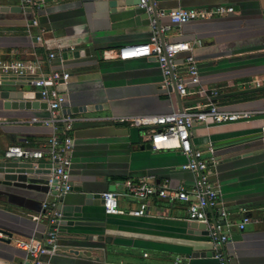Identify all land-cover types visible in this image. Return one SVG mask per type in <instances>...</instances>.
Masks as SVG:
<instances>
[{
    "label": "crops",
    "instance_id": "0c3cea01",
    "mask_svg": "<svg viewBox=\"0 0 264 264\" xmlns=\"http://www.w3.org/2000/svg\"><path fill=\"white\" fill-rule=\"evenodd\" d=\"M31 1L32 5L23 0H0V54L10 59L43 61L46 54L53 53L44 70L68 74L66 83L58 85L57 90L65 96L62 113L73 118L68 172L72 189L59 205L65 210L61 212L66 222L94 224L58 227V252L43 256L42 262L172 264L174 257L182 256L188 264H216L207 235L186 220L182 202L169 204L149 198L141 217L129 215L139 206V201L130 197H117L118 209L124 213L119 216L104 215L100 205H83V194H121L123 190L116 184L123 181L144 179L157 187L166 183L169 188H189L192 183V175L179 169L185 158L178 151H151L146 147L144 128L115 121L124 116L179 112L204 100L202 96L177 99L173 90L169 94L163 90L152 57L123 61L115 57L123 46L148 42L149 18L138 8V0ZM117 2L123 4L111 6ZM152 2L156 12L163 13L233 8L232 13L221 17L191 20L179 27L170 25L161 39L188 43L189 52L176 58V72L183 73L182 58L190 54L200 84L214 90L211 100L219 110L259 113L247 126L195 124L190 140L202 151L208 181L218 190L227 212L225 224H231L221 230L227 237L222 248L230 264H264V223L247 224L241 231L234 226L244 211L253 220L264 213V143L256 140L222 149L211 146L220 140L259 134L264 125V0ZM26 8L30 12L22 11ZM157 22L159 26L169 25L166 15L158 17ZM251 81H258L259 86ZM19 83L0 85V160H6L3 152L8 146L44 150L51 134L48 127L25 123L29 118H47V108H10L16 93L36 91L24 81ZM88 106L95 109L78 110ZM208 147L212 154L207 153ZM257 150L262 151L254 153ZM24 162L50 163L45 156ZM45 199L50 196L0 183V230L5 233H0V264H26L25 252L17 244L40 239L44 234L46 224L40 204Z\"/></svg>",
    "mask_w": 264,
    "mask_h": 264
},
{
    "label": "built area",
    "instance_id": "2783aa9c",
    "mask_svg": "<svg viewBox=\"0 0 264 264\" xmlns=\"http://www.w3.org/2000/svg\"><path fill=\"white\" fill-rule=\"evenodd\" d=\"M25 4L32 5L31 0H23ZM138 8L148 16L150 37L148 42L140 45H127L119 48L116 52L118 60L136 58H154L161 74L160 87L168 94L172 87L179 98L202 96L203 102H195L186 106L179 112H171L163 115H141L130 117H118L117 123L127 124L135 128L146 130L145 140L147 148L151 151L174 150L178 151L185 162L180 165L181 171L192 175V183L189 188L177 185L169 188L166 183L157 187L147 183L144 179L137 182L123 181L116 184L121 187V194L116 192L100 193V207L106 216H119L124 213L118 209L117 197L125 196L139 201L137 210L129 212L130 216L141 217L146 210V201L156 197L171 204L179 201L185 204V217L189 222L202 223L205 225L207 238L212 246L211 256L216 264H230L229 258L223 251V244L227 237L221 233L225 224L227 212L219 200V192L208 181L207 165L202 157V151L195 149L191 144V129L195 124L210 123L225 125L241 123L249 125L259 113L252 110L222 111L212 102L215 95L213 89H206L200 84L195 61L190 54L182 58L183 73L178 74L176 55L188 53L190 46L185 42H165L161 35L169 30V26L179 27L191 20H206L211 17H221L233 11L231 6H215L212 8L176 9L163 12H155L154 4L149 0H138ZM166 15L169 25L159 26L157 19ZM35 25V21L31 22ZM39 41V38H36ZM53 53L45 55L43 61L10 59L0 54V76L23 78L39 94L46 104L48 117L45 119L29 118L25 123L28 125L40 124L48 127L51 134L46 139L44 150H32L20 146H8L3 157L6 160H41L44 156L51 163L50 179L55 181L53 191L55 195L45 199L40 204V210L45 217L46 230L40 239L30 240L26 243H18L17 246L25 252L26 264H47L42 262L43 256H51L58 252V227L63 220V213L59 209L60 199L70 192L69 182V152L71 139L69 132L73 118L62 113L65 96L57 90V86L65 84L68 79L66 72L44 70L54 58ZM27 78V79H26ZM257 87L258 81H251ZM257 140L264 143V125L260 127ZM212 149L207 148V153L212 154ZM211 160V158H210ZM212 161V160H211ZM49 195V194H48ZM210 211V213H209ZM37 221V217H32ZM213 219V223H211ZM250 223H264V213L259 219H252L247 211L243 212L239 222L234 224L241 231ZM54 226V227H53ZM172 264H188V260L182 256L174 257Z\"/></svg>",
    "mask_w": 264,
    "mask_h": 264
},
{
    "label": "water",
    "instance_id": "95a60500",
    "mask_svg": "<svg viewBox=\"0 0 264 264\" xmlns=\"http://www.w3.org/2000/svg\"><path fill=\"white\" fill-rule=\"evenodd\" d=\"M150 4L153 3L152 0H149ZM138 3V2H137ZM122 2H117L115 4H111V6H121ZM7 11L9 10L8 8ZM6 11V10H4ZM22 11L30 12L29 8L23 9ZM156 10L153 9V15L155 14ZM158 24V22H157ZM159 25V24H158ZM80 54V53H79ZM75 55V53L73 54ZM62 58H64V54L61 55ZM176 55V57H178ZM27 79V78H26ZM23 78H16V77H0V85H6V86H20V81H23ZM27 86H29L28 83H26ZM172 92L175 98L178 99V96L175 94V91L172 87ZM15 102L10 103V108L12 109H24V110H35V109H44L46 108V104L41 100L40 94L37 91L32 92H24V93H16L15 99H13ZM87 110L91 111L95 109L92 106H88L86 108L81 107L78 108V110ZM67 113H69V110H66ZM72 112V111H70ZM66 114V113H65ZM68 115V114H67ZM207 122H210L208 120ZM258 134L254 135H247V136H238L230 139L220 140L217 142H214L211 144V146L216 147L217 149L227 148L230 146L240 145L242 143L247 142H255L257 140ZM147 147V146H146ZM262 150L254 151V153H258ZM51 174V163H31V162H24V161H15V160H0V183L3 185H12L14 187L18 188H25L28 190H32L34 192L42 193L45 195V197L49 194V196L55 195V192L53 191V186L55 184L54 180L50 179ZM76 185H73L75 187ZM78 187V185H77ZM72 189V187H71ZM74 191H80L79 188H73ZM83 205H100V194H83ZM62 198L60 199L61 202ZM59 209L61 211H65L62 206L59 205ZM78 211V210H77ZM210 213V211H209ZM193 226H196L198 230H201L204 235H207V232L205 230V225L202 223H196L192 222ZM211 223H213V219H211ZM60 226H92L94 225L91 222H66L65 220H61L59 222ZM54 227V226H53ZM193 228V227H192ZM0 233L5 235L3 231L0 230ZM4 241V240H1ZM70 255H76L75 253H70ZM76 259H80L78 256H76ZM55 264H66L64 263H55Z\"/></svg>",
    "mask_w": 264,
    "mask_h": 264
}]
</instances>
